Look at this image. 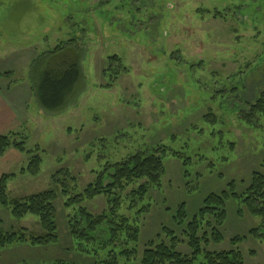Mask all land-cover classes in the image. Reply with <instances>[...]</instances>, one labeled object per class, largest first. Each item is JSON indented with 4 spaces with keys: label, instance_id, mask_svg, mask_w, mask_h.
Wrapping results in <instances>:
<instances>
[{
    "label": "rangeland",
    "instance_id": "rangeland-1",
    "mask_svg": "<svg viewBox=\"0 0 264 264\" xmlns=\"http://www.w3.org/2000/svg\"><path fill=\"white\" fill-rule=\"evenodd\" d=\"M71 39L84 50L82 91L52 122L19 129L42 161L37 176L19 175L24 155L1 162L0 175H15L8 198L57 190L51 177L59 170L75 178L71 196L82 193L107 166L165 148L161 186L142 202L149 210L134 245L138 256L119 263L139 264L162 227L180 234L172 220L180 204L191 217L208 194L231 181L242 191L253 172L264 174V132L239 121L245 103L264 88V0H0V72L10 73L0 84L21 82L25 92L31 63ZM30 100L25 106L36 111ZM234 103L240 110H232ZM71 196L59 193L54 202L56 243L1 251L0 264H93L102 252L81 251L68 235L76 208L64 203ZM80 206L98 214L105 200ZM226 210L224 240L208 250L238 249L246 264H264V242L248 235L258 221L237 217L232 201ZM20 229L39 233L38 219L15 220L0 208V232ZM236 236L242 240L232 244Z\"/></svg>",
    "mask_w": 264,
    "mask_h": 264
},
{
    "label": "trees",
    "instance_id": "trees-1",
    "mask_svg": "<svg viewBox=\"0 0 264 264\" xmlns=\"http://www.w3.org/2000/svg\"><path fill=\"white\" fill-rule=\"evenodd\" d=\"M218 16H221L219 12L213 14L214 18ZM76 42L71 39L60 43L30 65V90L46 116L54 117L65 112L75 104L82 91L84 50ZM109 61L117 62L118 58L111 57ZM252 66L251 62L248 67ZM236 105H232V110L239 109ZM239 121L253 130L261 129L264 132V88L253 103H245L239 112ZM26 143L27 136L22 131L0 136V157L7 149L17 151L27 159V165L19 175L37 176L42 161L41 151L37 146L29 149ZM166 153L163 147L137 152L120 163L107 166L104 173L82 193L72 196L75 178L67 170H59L52 175L51 180L57 190L24 198H8V181L15 175H2L0 208L9 209L10 216L15 220H22L26 216L36 217L40 232H29L27 229L0 232V252L20 245L39 247L56 243L58 233L54 202L60 193L64 197L71 196L64 207L76 208L67 219L70 239L81 251L93 249L97 256L102 252L93 264H119L121 260L136 259L138 250L134 245L139 239L142 218L149 210L148 204L143 205L142 202L151 189L156 190L161 186L164 174L162 157ZM236 188L235 182L231 181L227 189L220 193L208 194L191 217H188L184 204H180L172 219L180 234L162 227L161 233L144 245L139 264H246L238 249L208 250L210 244H219L224 240L221 229L227 220L228 201L235 203L237 217L247 215L258 221L248 235L264 242V174L253 172L250 182L242 191ZM99 196L105 200V209L101 213L91 214L80 206L84 201H92ZM139 204L141 206L137 208ZM241 240L236 236L231 243ZM182 247L187 252L181 251Z\"/></svg>",
    "mask_w": 264,
    "mask_h": 264
},
{
    "label": "crops",
    "instance_id": "crops-1",
    "mask_svg": "<svg viewBox=\"0 0 264 264\" xmlns=\"http://www.w3.org/2000/svg\"><path fill=\"white\" fill-rule=\"evenodd\" d=\"M32 60H33V58H32ZM9 74L10 73L8 70L0 72V82L1 81L3 82L4 80L7 82L9 79L8 78ZM26 86H27V88H26V91L24 92L25 85L22 86L21 82L20 83L14 82V84H11V85L8 84L6 86L0 84V136L5 135V134L10 133V132H18L19 129L26 128L27 126H30L29 123L32 126H37V125H40V123L42 121L44 123H47V122H52V120L56 119L55 116L54 117L46 116L38 105H37L38 108L36 109V111L34 110V108L30 110L27 106H25L26 101H31L30 100L31 98L35 102V104H37L32 92L30 90V80L26 84ZM20 88H23V91ZM15 95H20L21 101L20 100L19 101L18 100L13 101V102H7L6 101L8 96H12L15 99ZM25 98H27V100ZM9 150H11V149H7L4 152V154L0 157V160H1L0 164L2 161L6 160V158H8V156L10 158H20L22 155L15 150H12L11 153H9ZM4 156H5V158L3 159ZM20 170H19V172H20ZM2 175H6V174L3 173L0 175V177ZM21 176H24V175H21ZM11 180H13V178H11L10 181ZM14 248H16V247H14ZM6 250L11 251V248L6 249ZM2 252H4V251H2ZM2 252H0V253H2Z\"/></svg>",
    "mask_w": 264,
    "mask_h": 264
}]
</instances>
